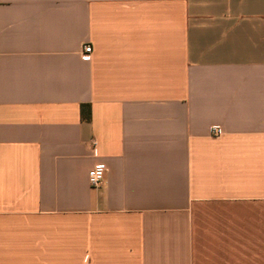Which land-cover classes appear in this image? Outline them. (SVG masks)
<instances>
[{"label":"crops","instance_id":"obj_1","mask_svg":"<svg viewBox=\"0 0 264 264\" xmlns=\"http://www.w3.org/2000/svg\"><path fill=\"white\" fill-rule=\"evenodd\" d=\"M0 264H264V0H0Z\"/></svg>","mask_w":264,"mask_h":264},{"label":"built area","instance_id":"obj_2","mask_svg":"<svg viewBox=\"0 0 264 264\" xmlns=\"http://www.w3.org/2000/svg\"><path fill=\"white\" fill-rule=\"evenodd\" d=\"M91 53V48L86 45L83 48V57L84 58H89ZM210 133L213 137H219L222 132L218 127H212L210 129ZM93 148L95 147V143H92ZM106 172V167L104 164L97 163L93 165V167L88 171V183L92 189H96L101 186L103 179H104V174Z\"/></svg>","mask_w":264,"mask_h":264},{"label":"trees","instance_id":"obj_3","mask_svg":"<svg viewBox=\"0 0 264 264\" xmlns=\"http://www.w3.org/2000/svg\"><path fill=\"white\" fill-rule=\"evenodd\" d=\"M81 114L84 120L89 119V107L88 106H82L81 107Z\"/></svg>","mask_w":264,"mask_h":264}]
</instances>
